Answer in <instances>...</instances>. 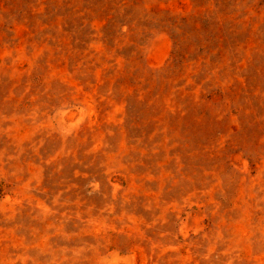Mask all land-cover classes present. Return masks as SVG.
Segmentation results:
<instances>
[{
  "label": "rangeland",
  "instance_id": "obj_1",
  "mask_svg": "<svg viewBox=\"0 0 264 264\" xmlns=\"http://www.w3.org/2000/svg\"><path fill=\"white\" fill-rule=\"evenodd\" d=\"M0 264H264V0H0Z\"/></svg>",
  "mask_w": 264,
  "mask_h": 264
}]
</instances>
